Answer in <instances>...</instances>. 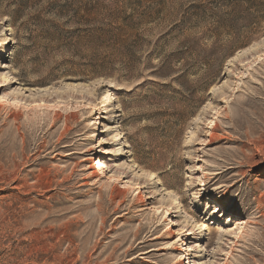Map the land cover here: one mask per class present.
<instances>
[{
	"label": "rangeland",
	"instance_id": "374dc122",
	"mask_svg": "<svg viewBox=\"0 0 264 264\" xmlns=\"http://www.w3.org/2000/svg\"><path fill=\"white\" fill-rule=\"evenodd\" d=\"M0 264H264V0H0Z\"/></svg>",
	"mask_w": 264,
	"mask_h": 264
},
{
	"label": "bare ground",
	"instance_id": "6f19581e",
	"mask_svg": "<svg viewBox=\"0 0 264 264\" xmlns=\"http://www.w3.org/2000/svg\"><path fill=\"white\" fill-rule=\"evenodd\" d=\"M4 30V29H3ZM3 33H4V31H3ZM6 37H7V33H6V35H5ZM4 40H6V39H4ZM106 102H108V97L106 96ZM91 159H89L88 161H90ZM97 167L96 168H94V171L91 173V175L93 176V178H96V180L98 181L100 178H99V175H100V172L103 170V168H104V165H103V161H98L97 162V165H96ZM139 200H143V197L142 196H139ZM179 206H180V203H179ZM167 220H168V223L170 224H173L174 223V221H172L171 220V216H168V218H167ZM169 231V234L170 235H172V231L169 229L168 230ZM187 256H190V254H187ZM183 260H186V257L183 259L182 258V261ZM181 261V262H182Z\"/></svg>",
	"mask_w": 264,
	"mask_h": 264
}]
</instances>
